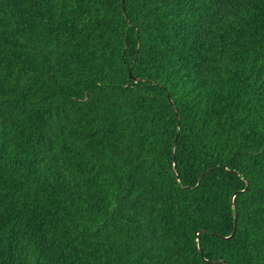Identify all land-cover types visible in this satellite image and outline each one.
Here are the masks:
<instances>
[{"label": "trees", "instance_id": "1", "mask_svg": "<svg viewBox=\"0 0 264 264\" xmlns=\"http://www.w3.org/2000/svg\"><path fill=\"white\" fill-rule=\"evenodd\" d=\"M0 264H264V0H0Z\"/></svg>", "mask_w": 264, "mask_h": 264}, {"label": "water", "instance_id": "2", "mask_svg": "<svg viewBox=\"0 0 264 264\" xmlns=\"http://www.w3.org/2000/svg\"><path fill=\"white\" fill-rule=\"evenodd\" d=\"M123 7L125 8V0H123ZM125 12H126V10H125ZM174 146H176V142H175ZM175 161H176V157H175V154H174V162ZM203 175L204 174H202V176L200 177V179L203 177ZM236 230H237V222H235V226H234V229H233V232L231 233V235H229V236H223V238L228 239V238L233 237L234 234H235V232H236ZM209 261L212 262V263L217 262L216 260H209Z\"/></svg>", "mask_w": 264, "mask_h": 264}]
</instances>
